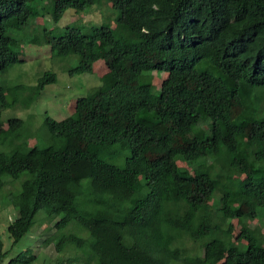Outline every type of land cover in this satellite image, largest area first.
Segmentation results:
<instances>
[{
	"label": "trees",
	"instance_id": "trees-1",
	"mask_svg": "<svg viewBox=\"0 0 264 264\" xmlns=\"http://www.w3.org/2000/svg\"><path fill=\"white\" fill-rule=\"evenodd\" d=\"M101 1L0 0V71L21 62L7 28L45 17L57 24L67 10ZM106 2L114 28L43 26L28 40L53 57L74 56L70 76L99 63L106 73L71 116L45 115L59 147L22 151L24 121L10 117L3 129L0 113V200L17 213L6 228L12 246L43 213L57 220L49 240L57 254L77 250L86 264H264L263 238L245 223L264 210V0ZM154 72L165 74L157 94ZM56 79L47 71L33 86L0 87L1 107H30ZM201 123L206 130L194 131ZM116 144L129 150L123 167L99 157ZM209 157L222 174L213 163L196 169ZM23 173L19 191L2 195ZM233 220L242 227L236 235ZM72 222L85 238L59 235ZM6 255L0 240V264ZM35 258L25 250L6 264Z\"/></svg>",
	"mask_w": 264,
	"mask_h": 264
},
{
	"label": "rangeland",
	"instance_id": "rangeland-1",
	"mask_svg": "<svg viewBox=\"0 0 264 264\" xmlns=\"http://www.w3.org/2000/svg\"><path fill=\"white\" fill-rule=\"evenodd\" d=\"M115 14L110 11L107 6L106 0H102L99 6H92L85 9L83 12H75L74 10H67L61 20L57 24H53L49 17L44 19H37L34 25L25 27L23 30H14L7 28V34L17 41H19L21 48L20 59L21 62L11 65L4 71H0V87L13 88L15 86H33L37 83L38 79L47 71L53 72L56 75V83L46 85L41 92L38 99L27 108L15 107L14 109H3L0 104L1 121L3 122L2 128L6 129V120L10 117L18 118L24 121V136L22 144L20 145L22 151H27L29 147L39 145L44 147L49 144L55 147L61 146L59 140L51 143L48 139V133L43 127L44 117L48 115L56 121H61L73 112V105L79 98L89 95L95 88L101 85V77L106 73V69L99 63L96 65L91 74L74 75L70 76L66 70L76 63L74 56L60 58L53 57L49 46L47 45H31L28 40L33 38L36 30L46 26L47 28L61 29L64 26L72 23L79 24H96L99 25L105 22L110 27L114 28ZM31 24V22H30ZM165 78V74L154 72L152 74L153 84L156 86L155 93H158V87L161 81ZM13 97L9 92H5V100L11 102ZM206 130V127L201 123L194 131ZM207 131H204L206 133ZM129 155L127 148H122L120 145H112L106 148L101 154L100 158L111 165L123 167L126 158ZM213 160L211 157L197 161L196 169L202 170L204 166L211 164ZM262 164H257L259 168ZM194 166V167H195ZM219 172H223L214 164ZM193 168L189 171L192 172ZM261 173L257 172L256 176L259 177ZM28 178L27 173H23L17 181L8 180V184L3 189L2 195L8 193H17L20 189L22 181ZM258 218L247 220L245 223L251 229H258L257 236H261L264 241V210H256ZM16 211H12L11 207L7 205L5 200H0V240L3 244V250L7 252L2 264H6L10 259L18 255L20 252L30 250L35 255L33 264H86V258L77 254V250L73 252L66 251L64 255H58L53 244L49 241L56 234L55 222L43 218V213H39L35 218L34 226L30 231L14 246L6 231L9 222L16 217ZM40 221L42 223H40ZM245 221V220H243ZM40 224V225H39ZM234 233L238 234L242 227L239 221H232ZM76 234L79 237L85 238L87 233L81 226L75 222L70 223L66 228L59 232L62 236L68 234ZM264 243V242H263ZM240 249H245V244L235 243ZM185 247L188 249L194 248L198 251V247L190 242H185ZM65 251V250H64ZM195 252V251H194ZM200 251H198V254ZM192 254H194L192 252Z\"/></svg>",
	"mask_w": 264,
	"mask_h": 264
}]
</instances>
